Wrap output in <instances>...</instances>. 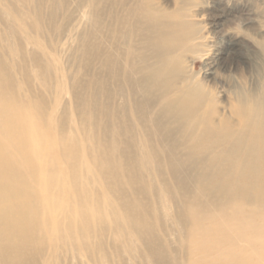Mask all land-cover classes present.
Masks as SVG:
<instances>
[{"label":"bare ground","instance_id":"6f19581e","mask_svg":"<svg viewBox=\"0 0 264 264\" xmlns=\"http://www.w3.org/2000/svg\"><path fill=\"white\" fill-rule=\"evenodd\" d=\"M168 3L111 0L106 31L94 23L101 78L79 127L100 166L92 184L75 183L91 169L61 141L62 184L51 179L60 159L0 64V264H62V245L87 248L108 232L162 254L180 234L188 264H264V24L244 4L263 11L264 0ZM236 14L247 16L243 34L226 27ZM234 47L243 74L225 65ZM169 210L172 229L160 223Z\"/></svg>","mask_w":264,"mask_h":264},{"label":"rangeland","instance_id":"374dc122","mask_svg":"<svg viewBox=\"0 0 264 264\" xmlns=\"http://www.w3.org/2000/svg\"><path fill=\"white\" fill-rule=\"evenodd\" d=\"M156 1L165 9L169 7L168 0ZM204 1L211 4L214 0ZM110 2L111 0H0V64L7 69L5 80L10 90L22 101L20 107L25 110L27 120L37 125L41 142L44 146L48 144L53 147L56 156L52 157L60 159V150L56 144L61 141L64 146L71 145L69 152H78L84 166L91 169L84 171L79 168L80 177L76 178L75 183L85 181L92 184V175L100 169L99 164L85 149L84 134L79 128L84 123L83 103H80L88 87L101 78L95 54L97 40L90 38V35L94 30V23L97 26V18H101L102 30L106 31L105 17ZM244 4L245 10H251V14L261 12L255 24L262 26V5ZM98 8L101 11H97ZM243 15L245 14H238L240 20L230 22L226 27L240 29L243 34L240 23L247 17ZM202 22L205 25L207 18L203 17ZM216 37L209 35L208 41L216 42ZM103 46L106 48L105 42ZM234 50L238 54L229 53L225 65L239 68L241 71L238 69V73L241 74L245 69L243 64L246 59L240 55L239 47H234ZM198 67L199 65L194 66L196 71ZM103 78L106 80L105 72ZM111 85L107 83L106 89ZM58 163V170L54 176H50L61 185L63 169L66 167L63 166L64 160L60 159ZM105 181H108L107 176ZM94 186L89 188L95 194H102V179ZM69 207L73 205L70 204ZM178 210L180 212L177 214L183 215V207L178 206ZM172 214L173 211L169 210L168 218H161L160 223L164 228L172 229ZM179 236L176 233L169 235V244H161L162 254L156 247L154 252L147 248L144 237L134 238L131 243L134 248L132 251L127 242L108 232L100 243L90 242L87 248L68 243L62 245V264H188V252L182 247Z\"/></svg>","mask_w":264,"mask_h":264}]
</instances>
